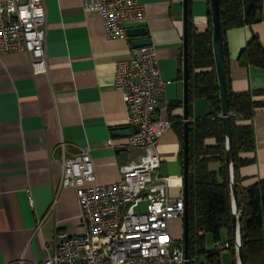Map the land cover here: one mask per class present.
I'll list each match as a JSON object with an SVG mask.
<instances>
[{
	"label": "crops",
	"instance_id": "crops-1",
	"mask_svg": "<svg viewBox=\"0 0 264 264\" xmlns=\"http://www.w3.org/2000/svg\"><path fill=\"white\" fill-rule=\"evenodd\" d=\"M138 1L145 15L125 25L147 29L161 75L168 81L154 117L177 122L158 141L159 172L168 177V192L175 198L184 191L178 132V124H184V77L178 62L184 0ZM46 8L48 70L34 73L26 52L0 55V264H39L53 252L57 232H82L75 190L55 193L61 178V142L67 153L87 148L102 183L117 180L120 167L139 154L129 146V135L115 132L134 130L127 122L122 93L114 86L116 64L131 56L132 38H108L101 13L84 10L81 0H46ZM190 10L195 30L206 31L209 0H191ZM254 34L264 48V1L260 20L226 34L230 88L251 91L255 100L264 101V68L239 61ZM188 103L189 122L214 114L205 97L194 96ZM237 122L254 128L255 149L242 154L254 162L240 168L242 184L248 186L264 178V107ZM206 143L215 144V139ZM219 166L211 162L213 170ZM221 240H227L226 233Z\"/></svg>",
	"mask_w": 264,
	"mask_h": 264
},
{
	"label": "built area",
	"instance_id": "built-area-1",
	"mask_svg": "<svg viewBox=\"0 0 264 264\" xmlns=\"http://www.w3.org/2000/svg\"><path fill=\"white\" fill-rule=\"evenodd\" d=\"M81 4L86 11L101 13L108 38L128 39L125 22L145 15L138 0H81ZM46 44V0H0V55L26 52L33 72H46ZM167 82L152 44L133 47L128 59L117 62L114 86L122 93L127 122L134 128L129 146L139 154L120 167L117 180L102 183L89 150L67 153L61 142V178L55 193L67 187L75 190L83 230L57 232L60 239L55 238L53 252L39 264H201L197 253L184 256V195L172 198L168 177L159 172L158 141L172 121L154 113ZM177 220L178 232L173 225ZM234 238L239 240L237 231ZM212 246L231 247L223 240Z\"/></svg>",
	"mask_w": 264,
	"mask_h": 264
},
{
	"label": "trees",
	"instance_id": "trees-1",
	"mask_svg": "<svg viewBox=\"0 0 264 264\" xmlns=\"http://www.w3.org/2000/svg\"><path fill=\"white\" fill-rule=\"evenodd\" d=\"M264 0H220V17L223 35L226 71L228 74V48L226 34L229 29L251 25L260 20ZM252 5L247 11V7ZM187 3L188 36V102L192 97H205L214 108V114L189 122V171H188V220L189 255H199L201 264H223L221 251L207 246V234L214 241H221L226 233V241L231 247V260L237 264L234 250V228L230 174L226 164V137L221 113V99L218 76L212 47V14L208 13L209 27L197 32L193 25ZM239 61L243 65H256L264 68V48L259 37L254 34L242 49ZM228 78V76H227ZM262 90L257 94H261ZM251 91L234 92L228 80V107L231 123V147L233 155V179L237 187V202L240 212L239 228L243 251V264H264V178L244 186L240 168L254 162L253 157L243 153L255 149V134L251 123L241 124L240 119L250 118L264 101L255 100ZM189 105V103H188ZM175 120V119H173ZM172 120V125H176ZM182 142L181 160L184 161V124H178ZM214 138L215 144L208 145L207 138ZM211 162H218L213 170ZM213 241V242H214Z\"/></svg>",
	"mask_w": 264,
	"mask_h": 264
},
{
	"label": "water",
	"instance_id": "water-1",
	"mask_svg": "<svg viewBox=\"0 0 264 264\" xmlns=\"http://www.w3.org/2000/svg\"><path fill=\"white\" fill-rule=\"evenodd\" d=\"M187 3L188 0H184V34H183V49L179 54L178 62L179 65L183 67V77H184V161H183V182H184V205L185 212L183 217V244H184V256L185 258L189 257V220H188V171H189V115H188V36H187ZM210 11L212 14V47L215 59V67L218 76L219 90H220V99H221V117L224 123V132L226 137V164L229 168L230 174V189H231V200H232V213H233V228L234 235L235 231L239 234V240L235 241L236 246L235 253L237 258V264H243V251L240 238V229H239V207H238V196H237V187L233 179V155L231 147V123H230V112L228 107V78L226 71V58L224 54L223 46V35H222V26H221V17H220V0H209ZM252 2L247 7L249 11ZM147 29L144 26L127 28V36L131 37L132 47H140L144 45H151V38L146 36ZM142 36V37H141ZM118 134L130 135L132 130L130 128H122L115 131ZM185 264H189L188 261Z\"/></svg>",
	"mask_w": 264,
	"mask_h": 264
},
{
	"label": "rangeland",
	"instance_id": "rangeland-1",
	"mask_svg": "<svg viewBox=\"0 0 264 264\" xmlns=\"http://www.w3.org/2000/svg\"><path fill=\"white\" fill-rule=\"evenodd\" d=\"M180 223H181V221H178V220L173 223L174 228H176L177 232L179 231V224ZM183 230H184V226H183ZM224 235H225V232L222 233V237H221L222 239H224ZM206 239H207L208 246L209 245L211 246V243L213 241L211 235L207 234ZM221 259H222L223 264H228L230 262L231 253L228 249H224L221 251Z\"/></svg>",
	"mask_w": 264,
	"mask_h": 264
},
{
	"label": "bare ground",
	"instance_id": "bare-ground-1",
	"mask_svg": "<svg viewBox=\"0 0 264 264\" xmlns=\"http://www.w3.org/2000/svg\"><path fill=\"white\" fill-rule=\"evenodd\" d=\"M240 229V228H239Z\"/></svg>",
	"mask_w": 264,
	"mask_h": 264
}]
</instances>
